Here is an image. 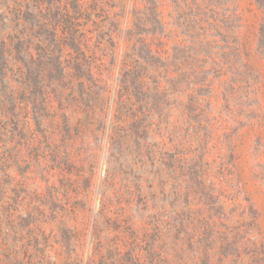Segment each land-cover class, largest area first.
Instances as JSON below:
<instances>
[{
    "label": "rangeland",
    "instance_id": "374dc122",
    "mask_svg": "<svg viewBox=\"0 0 264 264\" xmlns=\"http://www.w3.org/2000/svg\"><path fill=\"white\" fill-rule=\"evenodd\" d=\"M146 1L0 0V264H264L259 13Z\"/></svg>",
    "mask_w": 264,
    "mask_h": 264
},
{
    "label": "trees",
    "instance_id": "16d2710c",
    "mask_svg": "<svg viewBox=\"0 0 264 264\" xmlns=\"http://www.w3.org/2000/svg\"><path fill=\"white\" fill-rule=\"evenodd\" d=\"M219 2H228V0H218ZM254 2V6L256 8V10L259 13V26H258V32H257V36H256V47H257V51L256 53L264 59V0H253ZM221 6H223L224 4H220ZM159 4L158 2H156V0H147L145 3V9L143 13H140V16H145V14H149V17H151V22L153 27L155 28L156 25L157 26H162V21L161 18L159 16L160 12H159ZM226 21L229 20V17L225 19ZM135 21L137 22V27L141 26V25H145L146 24V20H143L142 17L139 18L135 16ZM65 24H68V21H64ZM142 33L144 32L143 30L141 31ZM198 35H195V37H197ZM189 38H193L192 36H189ZM142 50L150 51L149 49V44H145V42H143L142 44ZM141 58V57H140ZM138 61V60H137ZM141 64L142 62H139ZM145 67H136V73L137 75L141 74L143 71H145Z\"/></svg>",
    "mask_w": 264,
    "mask_h": 264
}]
</instances>
